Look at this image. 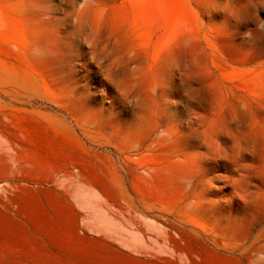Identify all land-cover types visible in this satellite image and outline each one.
<instances>
[{"label":"rangeland","instance_id":"rangeland-1","mask_svg":"<svg viewBox=\"0 0 264 264\" xmlns=\"http://www.w3.org/2000/svg\"><path fill=\"white\" fill-rule=\"evenodd\" d=\"M0 264H264V0H0Z\"/></svg>","mask_w":264,"mask_h":264}]
</instances>
